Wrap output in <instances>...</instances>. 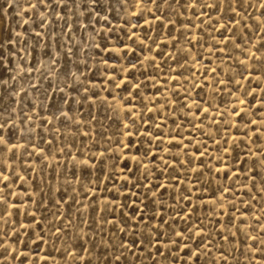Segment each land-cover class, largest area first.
<instances>
[{
  "label": "rangeland",
  "instance_id": "rangeland-1",
  "mask_svg": "<svg viewBox=\"0 0 264 264\" xmlns=\"http://www.w3.org/2000/svg\"><path fill=\"white\" fill-rule=\"evenodd\" d=\"M0 52V264H264V0H0Z\"/></svg>",
  "mask_w": 264,
  "mask_h": 264
},
{
  "label": "snow or ice",
  "instance_id": "snow-or-ice-1",
  "mask_svg": "<svg viewBox=\"0 0 264 264\" xmlns=\"http://www.w3.org/2000/svg\"><path fill=\"white\" fill-rule=\"evenodd\" d=\"M42 2H46V3H49L50 4L52 2V0H42ZM73 2H75V0H73ZM162 2H167V0H162ZM91 3L94 4V5L95 4H98L99 3V0H91ZM57 4H58V0H57ZM206 6L211 7L210 5H206ZM33 7H35V5H33ZM216 7L218 8V5H216ZM0 55H2V52H0ZM253 55H255V54H253ZM205 111H207V109H205ZM251 123L252 124H255L256 121L253 120V121H251ZM4 127H5V124H0V130L4 129ZM2 141H3V136H2V132H0V142H2ZM3 151H5V149L0 148V152H3ZM0 174H2V172H0ZM4 178H5V180L7 179L6 176ZM0 203H2V201H0ZM142 219L143 218L141 217V221H142ZM117 259H119V258H117Z\"/></svg>",
  "mask_w": 264,
  "mask_h": 264
}]
</instances>
